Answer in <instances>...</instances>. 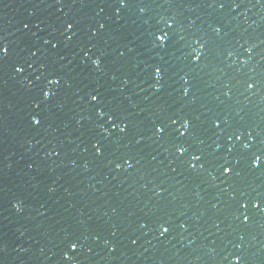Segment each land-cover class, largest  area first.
I'll return each mask as SVG.
<instances>
[{"label": "water", "instance_id": "95a60500", "mask_svg": "<svg viewBox=\"0 0 264 264\" xmlns=\"http://www.w3.org/2000/svg\"><path fill=\"white\" fill-rule=\"evenodd\" d=\"M3 48L0 264H264V0H0Z\"/></svg>", "mask_w": 264, "mask_h": 264}, {"label": "snow or ice", "instance_id": "6c2138e0", "mask_svg": "<svg viewBox=\"0 0 264 264\" xmlns=\"http://www.w3.org/2000/svg\"><path fill=\"white\" fill-rule=\"evenodd\" d=\"M121 3H122V4H125V3H126V0H121ZM222 6H223V5H221V7H222ZM73 27H74V26H73V24H71V23H69V24L67 25V28H69V29H71V28H73ZM168 39H169V36H168L167 34H160V35L158 36V40H159L160 42H166ZM0 51L6 53V52H7V49H6V48H3V49L0 50ZM196 59L198 60V59H199V56H197ZM95 63H96L97 66H99L100 63H101V61H100L99 59H97V60L95 61ZM155 71H156L157 74H160L161 69H160L159 67H157ZM250 86H251V85H250ZM185 91H187V89H186ZM45 95H48V93H46ZM90 100L93 101V102H99V101H100V97H99L98 94H92V95L90 96ZM100 115L103 116V115H105V113H104L103 111H101V112H100ZM109 119H110V120H114L115 117H114V116H109ZM34 120H35V122H36L37 124L40 123V121H39L38 119L34 118ZM184 123H185V124H189L190 122L187 121V120H185ZM112 126H113V127H117L116 124H113ZM123 127L126 128V125H124ZM187 130H188V129L185 128L181 134H182V135L185 134V133L187 132ZM159 131H160V132H163V131H164L163 127H160V128H159ZM184 151H186V149L183 148V147H181V148H180V152L183 153ZM194 159H197V160H198L199 157H194ZM260 161H261V157H260V156H256L254 163L257 164V165H259ZM117 167H119V165H117ZM224 171L230 173V172L232 171V168H231L230 166H226V167L224 168ZM245 206H246V205H245ZM257 206H258V205H257ZM247 219H248V217L245 216V220H247ZM167 231H168V229L165 228V229L163 230V232L161 233V235H163V234H164L165 232H167ZM71 248H72V249H77V248H78V244H77L76 242H73V243L71 244ZM236 259L239 261L240 258L237 257ZM73 264H79V261H74Z\"/></svg>", "mask_w": 264, "mask_h": 264}, {"label": "clouds", "instance_id": "9594fccd", "mask_svg": "<svg viewBox=\"0 0 264 264\" xmlns=\"http://www.w3.org/2000/svg\"><path fill=\"white\" fill-rule=\"evenodd\" d=\"M16 207H17V208H19V207H20V205L17 203V204H16Z\"/></svg>", "mask_w": 264, "mask_h": 264}]
</instances>
